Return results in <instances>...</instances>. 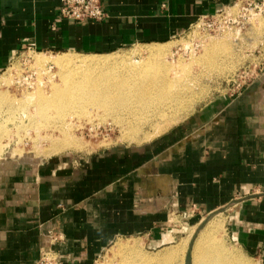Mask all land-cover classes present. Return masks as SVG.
I'll list each match as a JSON object with an SVG mask.
<instances>
[{"label":"crops","instance_id":"obj_1","mask_svg":"<svg viewBox=\"0 0 264 264\" xmlns=\"http://www.w3.org/2000/svg\"><path fill=\"white\" fill-rule=\"evenodd\" d=\"M235 1L104 0L103 20L78 22L61 16L60 0H0V71L24 47L101 54L168 42ZM193 207V220L224 213L234 244L264 262V78L145 145L5 162L0 264H38L46 248L60 264H92L128 236L165 245V225Z\"/></svg>","mask_w":264,"mask_h":264},{"label":"rangeland","instance_id":"obj_2","mask_svg":"<svg viewBox=\"0 0 264 264\" xmlns=\"http://www.w3.org/2000/svg\"><path fill=\"white\" fill-rule=\"evenodd\" d=\"M253 2V10L250 14L241 10L239 4L229 5L227 11L239 15L236 24L224 23V21L221 22L222 24L219 21L214 23V20L204 18L184 34L171 41L158 44L136 45L101 54L46 52L31 47L21 48L7 67L0 71V92H5L17 101L23 100L27 95L36 91L39 86L41 90L43 89L42 91L50 93L52 81L57 84L61 83L60 67L52 63L43 66L37 65L35 63L37 55L52 58L67 53L80 57L98 55L97 57L104 58L116 54L119 57L129 58L128 62H130L131 58L139 60L150 58L147 48L152 46L165 47L170 59L185 65L183 78L185 86L183 88L185 89H183L182 101H178L173 106L174 109L168 108L165 111L166 114L161 113L159 116H153L146 122L141 120L137 131L133 129V125L127 123L130 121L129 113H127L130 110L126 108L116 109L117 111L111 114L104 109H99L96 105L87 104L85 109L82 107L71 112L64 111L60 117L49 111L47 113L50 115L49 117L30 118V115L37 112L35 104H22L24 107L18 106L20 109H15V111L7 110L8 106L5 104L3 106L5 109L0 111V121L3 122L2 128H0V169L5 165V162L23 163L32 162L30 161L32 159L35 160L33 162H40L52 156L79 159L110 148L148 144L151 140L181 123L216 96L235 93L252 82L260 81L264 78V4L262 0H253ZM255 4L258 6L256 7ZM246 6L250 8L247 4ZM213 42L217 44L216 50L199 60L205 53L208 44ZM168 50L169 52H167ZM168 53H171L170 56ZM119 65H122V62ZM119 65L115 64L114 68L119 69ZM49 76H53L52 81L49 80ZM33 119L38 120L39 125L43 124V127L37 130L35 124L38 123ZM53 119L58 122L56 128L53 125H48V122ZM66 125L69 127L68 133L78 139L79 146H81L76 149L61 148L56 151L57 153L55 151L50 153L48 148L52 141L51 138L45 136L53 134L56 139L64 138L60 127ZM148 206V201H143L140 207L141 211H146ZM196 213L198 210L193 207L183 218L175 214L172 216L169 226L165 225L166 230L171 231L166 240L168 243L165 245H155L145 236L123 237L113 242L92 264L118 262L119 258L114 256L112 249L117 242L132 241L134 238L146 254L157 257H162L163 253L174 248L179 249L170 264H195V252H201L202 249L216 250V257L223 261V264H264L259 257L248 255L234 244L229 237L228 222L224 213L218 211L204 215L202 220H193ZM211 221L219 222V226L212 229L201 228L209 226ZM200 228L201 231H199ZM211 246L212 248H210ZM48 252L46 259L41 261V256L39 260L41 263L38 264H51V261L53 264H60L58 256L51 248Z\"/></svg>","mask_w":264,"mask_h":264},{"label":"bare ground","instance_id":"obj_3","mask_svg":"<svg viewBox=\"0 0 264 264\" xmlns=\"http://www.w3.org/2000/svg\"><path fill=\"white\" fill-rule=\"evenodd\" d=\"M216 47L217 44L215 42L209 43L205 53L199 60L210 55L212 51L216 50ZM147 52L150 58L146 60H143V58L142 60L131 58L130 62H128L129 58L119 57L116 54L104 58L97 57L98 55L80 57L67 53H62L52 58L37 55L35 57L37 65L43 66L47 63H52L60 67L61 83H54L52 81L53 76H49V80L52 81L50 93L42 91L43 89L41 90L39 86L36 91L27 95L23 100L18 101L5 94V92H0V111L5 109L3 108L5 104L8 106L7 110L15 111V109H20L18 106L22 104L33 103L32 105L35 104L37 112L35 111L34 115H30V118H35L49 117L50 115H47L49 111H52V114L56 113L60 117L64 114V111L67 112L69 110L71 112L82 107L85 109L87 104L96 105L99 109H104L111 114L114 111L126 108L130 110V112L126 111L129 113L128 117L130 119L127 123L133 125V129L137 131L141 120L146 122L153 116H159L161 113L166 114V109H172L178 101H182L183 89H185L183 88L185 87L183 84L185 65L182 62L178 63L170 59L171 57L167 56L166 48L162 46L148 47ZM170 54L168 53L169 56ZM120 62H122V65H119ZM115 64L119 65L121 69H115ZM33 120L35 121V119ZM35 122L38 123V120ZM57 123L53 119L48 122V125H53L56 128L58 127ZM2 124L3 122L0 121V128H2ZM35 126L38 130L43 127V124L39 125L38 123ZM60 128L64 138L56 139L53 134L45 136L51 138L50 140L52 141L48 148L50 153L56 152L61 148L76 149L81 146H79V140L71 133H68L69 127L67 125ZM30 161L33 162L35 160L32 159ZM218 226L219 222L211 221L209 226L201 228L212 229ZM201 228L199 231H201ZM177 251H179L177 248L166 251L162 257L149 255L142 250L140 244L134 238L132 241L126 240L116 243L112 253L119 258V261L111 264H170ZM195 253V264H223V261L216 257V250L202 249L201 252L196 251Z\"/></svg>","mask_w":264,"mask_h":264},{"label":"built area","instance_id":"obj_4","mask_svg":"<svg viewBox=\"0 0 264 264\" xmlns=\"http://www.w3.org/2000/svg\"><path fill=\"white\" fill-rule=\"evenodd\" d=\"M262 1L264 4V0ZM253 3H254L253 0H236L234 2V5L235 4L241 5V10H245L247 11L248 14H250L251 10H253V7H252ZM246 4L250 8H248ZM255 6L257 7L258 4H255ZM228 7L222 9L221 11L215 14L204 15L201 18V20H203L204 18H207L209 20H214V23L218 21L221 23L222 21H224V23L229 22V23L236 24V19L239 18V15L238 14L236 15V14H233L232 12L227 11ZM60 14L63 18L73 20V21H78V22L101 21L107 15L106 10L104 8V0H60ZM49 249L50 248L48 249L46 248L43 251L41 261L46 259L47 254L49 253L48 252ZM41 261L39 263H41ZM51 264H53L52 261H51Z\"/></svg>","mask_w":264,"mask_h":264},{"label":"water","instance_id":"obj_5","mask_svg":"<svg viewBox=\"0 0 264 264\" xmlns=\"http://www.w3.org/2000/svg\"><path fill=\"white\" fill-rule=\"evenodd\" d=\"M200 230V229H199Z\"/></svg>","mask_w":264,"mask_h":264}]
</instances>
